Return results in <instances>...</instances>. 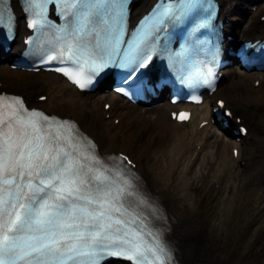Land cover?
<instances>
[{
    "label": "bare ground",
    "instance_id": "6f19581e",
    "mask_svg": "<svg viewBox=\"0 0 264 264\" xmlns=\"http://www.w3.org/2000/svg\"><path fill=\"white\" fill-rule=\"evenodd\" d=\"M12 2L20 16L17 0H12ZM152 2L153 0H134L131 16L136 17ZM219 2L222 5L219 18L223 20L226 33L234 38L231 44L235 41L264 39V22L260 23L256 20L257 14V19L264 15L263 5H258L256 11L253 12L250 8L257 4L252 0H242V3L240 0H219ZM237 3L241 6L236 7ZM21 29L24 31L22 25H20L19 32ZM22 46L16 38L8 52L1 49L0 60L1 57L7 60ZM2 69L3 67L0 66V73ZM225 73L232 81L235 99L231 96L223 97L219 92L220 88H217L212 98H224L227 102L226 107H233V112L237 116L244 115L250 124V132H254L251 112L259 102L264 103V92L259 95L260 87L264 82V71L248 73L228 69ZM25 74L28 78L24 82L30 86L29 89L31 86L44 88L45 81L38 79L35 74ZM48 76L51 79L47 82L46 91L49 93L50 100L48 105L42 109L49 114L74 118L80 123L84 132L90 133L100 142L103 152H117L113 149L112 143L105 144L102 137L95 135L92 121L86 119L87 107L73 114L69 112L75 102L73 87L59 75L50 73ZM259 77H261L259 85L254 87L252 84ZM1 79L0 81L4 80V78ZM5 88L9 92L17 90L24 95L30 107H37L34 103V96L31 97L28 92V87L25 89L20 86L10 87L5 82L2 89ZM241 89H245L246 96L240 94ZM108 95L107 102L111 107L104 114H114L117 110H121L122 116L128 117L141 112L138 106L120 99L116 94L109 93ZM82 103L84 104V99ZM208 105L210 102L205 101L200 106H190L193 112L189 121L193 127L190 129L183 128L184 124L169 120L168 110L173 106L169 105L167 99L163 97H160L155 105L142 112L152 113L153 116L149 117V124L135 129L134 137H138L141 131L150 134L158 126L163 127L164 125H167L168 132L162 136L160 141L153 144L149 153L151 166L144 169L142 165L138 166L142 168L141 179L165 212L171 237L177 244L180 264H264V173L259 178L257 175L254 180L251 179L252 173L260 170L264 172V160L260 159L256 168L253 166L250 169L240 168L237 161L239 156L243 155L244 144H241L238 156L234 158L232 153L230 155L227 151L228 144L232 145V143L217 136L214 129H210L212 128L210 122L203 129L197 130L201 121L209 119ZM247 109H250L248 113ZM128 125H133V122ZM113 136L114 134H109L110 140ZM254 137L256 139H253L250 146H256L255 142L258 139L263 140L264 144L262 136L256 133ZM198 145L200 148L196 151ZM235 146L233 144L231 147ZM257 148L260 149V154L264 153L263 145H258ZM158 152L162 153L161 160L157 158ZM246 158L248 164L252 162L254 152H249ZM229 164L230 169H228ZM177 165L180 166L179 171H176ZM196 169L199 174L194 172ZM208 179L213 181L212 187L215 183H220V185L210 194L212 199L206 201L200 199L202 192L200 187L202 188L203 183ZM168 184H173L172 190L175 188L176 191L167 193ZM205 203H208L206 208L202 207ZM235 214L237 219H235Z\"/></svg>",
    "mask_w": 264,
    "mask_h": 264
},
{
    "label": "snow or ice",
    "instance_id": "6c2138e0",
    "mask_svg": "<svg viewBox=\"0 0 264 264\" xmlns=\"http://www.w3.org/2000/svg\"><path fill=\"white\" fill-rule=\"evenodd\" d=\"M25 2L30 7L39 6L41 0ZM112 2L64 0L71 7L84 6L87 10L78 13L84 20ZM197 2L187 0L189 12ZM3 3L0 0V5ZM42 3L55 4L56 0ZM4 23L5 12L0 8V28ZM143 39L121 56L122 41L118 33L114 35L98 54L100 62L94 74L115 65L127 71L126 82L135 83L140 70L151 60V53L140 47ZM68 51L72 54L71 44ZM57 71L69 75L66 70ZM74 82L83 88L91 79ZM15 102L23 108L22 101L17 98ZM23 112L13 108L0 119V125L7 127V131L0 132V264H100L109 257L142 264L139 258L147 257L141 234L131 225L143 221L123 203L125 194L133 195L128 181L113 191L111 178L105 174L107 169L92 166V160L98 163L95 157L85 155L87 162H82L80 150L70 139L62 145L59 138L52 142L41 135L40 120L47 121L48 117L27 109ZM148 251L161 261L154 249ZM159 252L164 254L165 249L160 247Z\"/></svg>",
    "mask_w": 264,
    "mask_h": 264
},
{
    "label": "rangeland",
    "instance_id": "374dc122",
    "mask_svg": "<svg viewBox=\"0 0 264 264\" xmlns=\"http://www.w3.org/2000/svg\"><path fill=\"white\" fill-rule=\"evenodd\" d=\"M240 2L242 3V0H240ZM257 6H251V10L253 12H255L256 10H254L255 8L258 7V5H263L264 6V0L258 1ZM240 3H237L236 7H240ZM253 7V8H252ZM258 15V14H257ZM257 17V16H256ZM0 66L3 67V69L1 70L0 73V80H2L1 78H4V80L8 81V83H10L12 86H18L19 84H21L24 79L28 78V75L21 72V71H11L8 69L7 64L3 63V60H0ZM235 69V68H233ZM38 79H41L44 82V84H46L51 78L48 76V74H43V73H39L36 75ZM3 82V81H1ZM251 82V80H250ZM253 85V84H252ZM220 88V94L223 95V97L226 96H231L233 99H235L234 96V89L232 86V81L230 80V78L225 79L221 86H219ZM31 92H34V94L37 93H47L46 90H44L41 87H37L36 89L31 88ZM264 92V82L260 87V92L259 95H262V93ZM241 95H245L246 96V91L245 89H241ZM73 96H74V106L72 107V109H70V113H76L79 109H84L85 107H87V120L89 121V119L92 121V127L95 130V135L97 137H102L103 141L107 144L112 143L113 149L119 150V151H124L126 153H128L139 165H142L143 169L144 168H148L151 166V163H149V153L152 149L153 144L156 141H160L162 136H164L167 132V125H164L163 127L158 126L156 130H154L152 133H142V131L140 132V134L138 135V137H134L135 135V129H137L139 126L141 125H146L149 124V117L153 116L152 113H142L145 111L146 108L148 107H139V111H141L140 113H137L135 115H131L128 117H124L122 116V111L121 110H117L116 113L113 114V118L116 117L118 119H120V123H118L116 126H114V124L111 122L112 118L109 119L108 122H106V118L103 116V109H102V105L104 102L107 101V99L109 98V95L107 94H103V92H98V93H93V94H80L77 93L75 91H73ZM257 96V95H256ZM255 96V97H256ZM82 99H84V104L82 103ZM166 99V98H164ZM234 102L236 100H233ZM45 105L48 104V102H43ZM42 103V104H43ZM41 107V106H39ZM250 111V109H247V113ZM251 118H252V125L255 128L254 132H251V136L253 137V139H256L255 134H259L260 136H262L261 138H264V103H260L257 104V106L255 107L254 111L251 112ZM248 120V119H247ZM133 122V125L128 127L130 123ZM192 126V124L188 123L185 124V126L183 128L185 129H190ZM132 127V128H131ZM128 130H125V129ZM217 136L223 137L225 140L230 141L232 144L235 143L234 139H231L229 136H225L224 134L220 133L219 131H217L216 129L214 130ZM109 134H114V136L112 137V139L110 140ZM149 135V136H148ZM134 139V141H133ZM212 141V140H211ZM263 140H256V146L252 145V146H246L244 145V150H243V155H242V162L246 161V155L249 152H254V158L252 160V162H250L252 164V166L254 168L258 167L259 165V161L260 159L264 160V153L260 154V149L257 148V146H261L264 144L262 143ZM231 144H228L227 147V151L228 154H230V146ZM161 152H158L157 154V158L158 160H161ZM248 162V160H247ZM247 162L245 164H247ZM175 168V167H174ZM240 168H243L242 166H240ZM142 169V168H141ZM180 166L177 165L176 166V171H179ZM141 172V170H139ZM194 172H196L197 174H199V172L196 170H194ZM264 172L263 171H258L257 173H252L251 174V179H255L258 175L257 178H259ZM212 183L213 181H210V179L206 180L203 183L202 188L200 187V190L202 191L200 194V199H205L206 201L211 200V196L210 194L212 193V191H214L213 187H212ZM173 184H168L167 185V193H171L176 191L175 188L174 190H172ZM205 192V194H204ZM168 195V194H167ZM235 196H236V192H235ZM237 198H235L236 200ZM208 203H205L204 206L202 207H207ZM259 207V206H257ZM261 208V206L259 207ZM196 210H199L196 208ZM238 213V212H237ZM236 213V214H237ZM235 214V219H237V215ZM236 221V220H235ZM235 226L237 227L236 223Z\"/></svg>",
    "mask_w": 264,
    "mask_h": 264
}]
</instances>
